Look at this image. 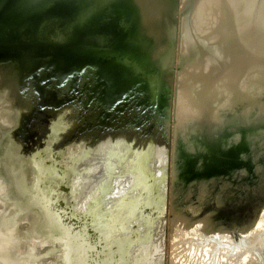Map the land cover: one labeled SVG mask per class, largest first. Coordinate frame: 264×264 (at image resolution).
<instances>
[{
	"label": "water",
	"instance_id": "water-1",
	"mask_svg": "<svg viewBox=\"0 0 264 264\" xmlns=\"http://www.w3.org/2000/svg\"><path fill=\"white\" fill-rule=\"evenodd\" d=\"M110 49H120L126 65L167 88L164 111L168 123L172 119L173 146L169 167L166 133L162 165L155 168L160 175L143 201L131 199L135 191L121 186L123 169L113 181L95 179V156L83 158L86 171L72 177L70 191H60L69 199L85 187V200L91 201L112 182L101 206L116 204L125 213L139 209L136 202L149 205L143 225L140 211L126 225L122 213L114 221L115 215L102 211L101 217H111L115 238L102 256L115 252L114 264H264V0H0V264H36L40 253L33 244L47 240L40 206L19 185L21 174L35 171L31 155H19L25 115L48 109L34 97L51 88L54 77L63 83L56 88L59 96L72 89L77 66L81 81L92 79L101 68L95 55ZM61 107L57 116L82 114L72 104ZM109 149L104 145L101 157L108 159ZM45 150L43 160L49 159ZM88 167L94 168L91 174ZM86 176H92L90 183ZM31 185L25 187L29 192ZM134 225L138 231L127 233Z\"/></svg>",
	"mask_w": 264,
	"mask_h": 264
},
{
	"label": "flooded vegetation",
	"instance_id": "flooded-vegetation-1",
	"mask_svg": "<svg viewBox=\"0 0 264 264\" xmlns=\"http://www.w3.org/2000/svg\"><path fill=\"white\" fill-rule=\"evenodd\" d=\"M110 51L112 52L108 55L106 52H104L105 55H95L101 68L90 80H80L82 66H77V70H74L75 74L72 75V89H68L69 87L66 90L63 89L60 96L56 92V88L63 83L58 80V77H54L51 81V88L54 90L47 87L40 91V95L34 97V103L46 104L48 109L41 111L39 113L41 115H25L24 128H21L20 131L24 139L18 136V140L25 142L20 147L19 155H31L30 163L35 171H33V176L27 177L21 174L19 185L23 188V193L29 194L30 203H37L40 206L37 208L43 213L44 219H41V223L43 229L46 230L44 234L47 237V240L42 241V246L33 244L36 253H40L34 258L31 256L36 260V264L39 262L40 264H114L117 259L115 252L113 255L110 254L111 256L107 259L101 254L106 250L107 243L112 239L115 240V238H110L112 227L108 220L111 218L109 216L115 215L113 218L115 221L117 217L119 218L118 213H122L121 215H124L126 219H122L121 215L120 217L125 225L128 223V217L133 219L135 211L142 212L140 225H143L147 219L144 215L147 210H150L147 202H136L139 209L132 211L130 208L131 211L125 213L118 211L116 204L108 205L106 202L101 206L99 201L101 195L114 189L111 186L112 182L106 189L107 191L93 195L92 198L90 196L91 201L85 200V192L82 191L85 187L79 186L81 191L76 193L75 198L68 199L65 194L60 193V191L71 190L70 180L79 171L84 170L82 168L84 163L80 162L83 158L85 160L86 156L90 158L95 156L91 167L96 168L94 178L98 180L100 176H108L109 179L111 176L117 177V169H123L120 181L125 184L121 183V186L126 185L130 187V190H134L136 196L131 199L137 201L139 199L143 201L148 193L149 184L160 175L156 174L158 171L155 168L159 169L162 165L160 164V142H165L166 133L169 142L167 151L169 167L172 166L170 152L171 146H173V138L170 137L172 119L170 118V123H168L169 116H165L164 111L168 102L167 88L159 80L152 81L150 76H147L148 72L144 73L142 69L134 71L133 66L126 65V62L122 61L123 53L120 49H110ZM152 82L155 83L153 85L154 92L150 89ZM88 84H92V86ZM66 104L74 105L82 114L71 116V112H68L65 116H57L62 110L61 106ZM136 106L139 107L136 109H139L138 112L134 111ZM57 107H61L59 112H56ZM36 109H30L28 112L31 114ZM198 128L204 130L201 125H198ZM205 132L208 135V130ZM42 134L45 138L41 141ZM37 136L39 137L36 138ZM87 138H91L88 146L85 144L81 146L82 141ZM31 139L32 142L27 141ZM207 139L211 142L209 137ZM216 140V146L223 143L221 142L222 137L216 138ZM106 144L110 146L108 151L111 153L108 155V159H105L104 156L101 157V148ZM37 146L38 149H36ZM92 146H98V149L94 150L95 153L90 154L88 148ZM45 147L48 154H44L49 157L47 160L41 159V157L44 158L42 153ZM82 149L84 152L78 156ZM231 152H234V149L228 150L225 158L231 157ZM115 154L116 157L118 154L121 155L117 161L111 162ZM223 162L226 161L223 160ZM237 163L239 161L233 162L232 165ZM93 164L95 165L92 166ZM174 165L175 161H173L170 172H174ZM91 167H88V174L93 172L94 168L91 170ZM212 168H209V171L217 170L216 167ZM85 171L86 169L81 173ZM52 176L61 180L57 188L54 186L57 184V180ZM161 176L164 178L163 172ZM51 177L52 179L49 181L48 178ZM85 179L87 183H90L92 176H86ZM111 181H113L112 178ZM27 185L32 187L30 192L27 191V188L25 189ZM99 187L100 185L94 191L96 192ZM124 199L127 202L130 198L124 197ZM124 199L122 203L125 202ZM92 201L94 204L91 203ZM108 206L110 207L107 208ZM107 210H109V216L106 215ZM102 211H106L103 217H101ZM138 226L134 225L131 229L129 228L127 233H136ZM152 227L154 226L152 225ZM147 239H149V233ZM51 250L56 252L53 253ZM42 257L44 258L42 259ZM40 258L41 261L38 260ZM13 259L16 260L15 254ZM2 262L5 261L2 260ZM15 263L14 261L13 264Z\"/></svg>",
	"mask_w": 264,
	"mask_h": 264
}]
</instances>
